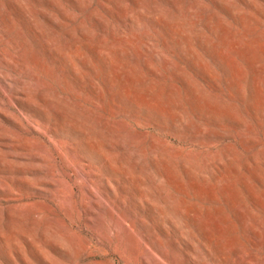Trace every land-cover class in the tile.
<instances>
[{
  "label": "rangeland",
  "instance_id": "374dc122",
  "mask_svg": "<svg viewBox=\"0 0 264 264\" xmlns=\"http://www.w3.org/2000/svg\"><path fill=\"white\" fill-rule=\"evenodd\" d=\"M0 264H264V0H0Z\"/></svg>",
  "mask_w": 264,
  "mask_h": 264
},
{
  "label": "bare ground",
  "instance_id": "6f19581e",
  "mask_svg": "<svg viewBox=\"0 0 264 264\" xmlns=\"http://www.w3.org/2000/svg\"><path fill=\"white\" fill-rule=\"evenodd\" d=\"M42 149V148H41Z\"/></svg>",
  "mask_w": 264,
  "mask_h": 264
}]
</instances>
